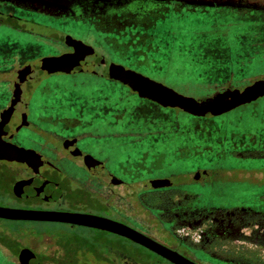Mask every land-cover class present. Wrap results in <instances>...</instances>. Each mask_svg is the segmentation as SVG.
<instances>
[{
	"label": "flooded vegetation",
	"instance_id": "af4514ba",
	"mask_svg": "<svg viewBox=\"0 0 264 264\" xmlns=\"http://www.w3.org/2000/svg\"><path fill=\"white\" fill-rule=\"evenodd\" d=\"M215 9L249 13L264 20V0H0V21L11 18L37 23L33 17L37 14L70 19L97 33L101 38L98 44L106 45L111 52L135 51L126 59H110L98 44L94 46L66 34L62 37V51L50 56L79 53L80 62L68 72H49L38 64L44 57L18 66L10 80L9 99L0 106V153L5 155L0 158V206L107 218L196 264H264L260 249L232 245L245 233L253 235L264 247V209L199 206L196 194L180 185L176 176L152 174L151 168L141 165L142 156L134 167L119 165L113 170L108 166L109 145L89 144L85 140H98L114 133L94 132L99 124L83 121L79 113L30 117L29 98L24 95V90H31L32 83L43 73L93 71V67L101 65L110 80L163 106L110 78L109 65L120 64L138 71L129 65L156 60L157 57L149 60L148 54L155 55L164 47L157 33L173 34L176 29L162 26L163 21L184 11ZM67 35L81 41L84 47L77 51L74 45H68ZM136 55L137 58L133 57ZM258 79L264 80V75L245 85L226 82L199 99L227 89L242 91ZM45 87L41 85V91ZM170 108L184 111L178 106ZM205 173L201 169L193 171L185 185L202 182ZM158 179L169 180L170 184L153 186V180ZM1 219L17 223L6 233L14 248H3L15 264H175L141 243L96 227L55 220ZM187 225L202 226L198 242L177 236L176 229ZM87 232L92 234L87 236ZM85 247L87 251L83 250ZM23 249L27 251L20 258ZM88 252L92 257L87 261L84 257Z\"/></svg>",
	"mask_w": 264,
	"mask_h": 264
},
{
	"label": "rangeland",
	"instance_id": "374dc122",
	"mask_svg": "<svg viewBox=\"0 0 264 264\" xmlns=\"http://www.w3.org/2000/svg\"><path fill=\"white\" fill-rule=\"evenodd\" d=\"M33 17L37 23L0 21V106L9 99L10 80L18 66L62 51L64 35L93 45L101 40L83 23L42 14ZM162 26L176 29L173 34L157 33L164 47L148 54L149 60L157 59L129 66L186 98L199 99L226 82L245 85L264 75V20L257 16L228 9L184 11ZM98 46L110 59L133 55ZM93 68L41 74L31 90H24L30 117L79 113L83 121L99 124L94 132L115 134L85 140L109 145L111 169L134 167L142 156L141 165L151 168L152 174L176 176L180 185L196 194L199 206L264 209V96L226 113L197 117L140 98L103 74V66ZM197 169L206 172L203 181L186 186L187 176ZM15 227L14 221L0 220V264H15L3 251L14 248L6 233ZM232 245L253 248L238 241ZM91 257L88 252L84 259Z\"/></svg>",
	"mask_w": 264,
	"mask_h": 264
},
{
	"label": "water",
	"instance_id": "95a60500",
	"mask_svg": "<svg viewBox=\"0 0 264 264\" xmlns=\"http://www.w3.org/2000/svg\"><path fill=\"white\" fill-rule=\"evenodd\" d=\"M65 42L68 45H74L77 51L81 47H84L81 41L73 39L69 35L65 37ZM78 54L79 53H73L62 54L60 56L44 57L38 62V64L43 66V68L47 69L49 72H68L72 67L75 66L76 63L80 62L78 60L80 58L79 56H77ZM31 69L34 73V68L31 67ZM108 75L110 78L119 80L120 82L129 85L130 88L134 91H137L140 96L158 102L163 106L181 107L187 112L199 116H203L207 112L213 115L221 114L239 105H242L247 101H251L252 99H256L259 96L264 95V80L262 79H258L252 84L247 85L242 91H240L239 89H227L222 93H216L209 98L194 99L186 98L182 94L164 85L163 83L151 79L150 77L143 75L142 73L133 69L125 68L120 64L111 63L108 67ZM4 157L5 155L0 153V158ZM168 182L169 180L165 179L153 180V186L166 185ZM168 184H170V182ZM0 218L10 220H55L96 227L120 234L135 242L141 243L149 249L166 257L175 264H196L176 253L175 251H172L171 249L143 236L141 233L125 226L124 224L99 216L88 214L21 210L0 206ZM26 251V249L22 250V252L20 253V258L23 257ZM31 256H33V254H31ZM29 257L30 256L25 257L24 259H28Z\"/></svg>",
	"mask_w": 264,
	"mask_h": 264
},
{
	"label": "built area",
	"instance_id": "2783aa9c",
	"mask_svg": "<svg viewBox=\"0 0 264 264\" xmlns=\"http://www.w3.org/2000/svg\"><path fill=\"white\" fill-rule=\"evenodd\" d=\"M176 234L180 238L198 242L202 234V226H181L176 229ZM237 241L242 244L248 243V245L260 249V252L264 253V247L259 246L258 240L251 234L244 233V235H242L241 238H238Z\"/></svg>",
	"mask_w": 264,
	"mask_h": 264
},
{
	"label": "trees",
	"instance_id": "16d2710c",
	"mask_svg": "<svg viewBox=\"0 0 264 264\" xmlns=\"http://www.w3.org/2000/svg\"><path fill=\"white\" fill-rule=\"evenodd\" d=\"M131 53L134 55L135 54V51L134 50H131Z\"/></svg>",
	"mask_w": 264,
	"mask_h": 264
}]
</instances>
